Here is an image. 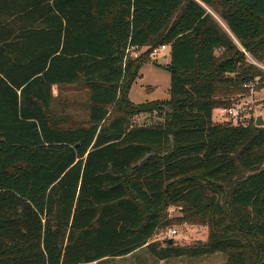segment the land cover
<instances>
[{
  "label": "trees",
  "instance_id": "trees-1",
  "mask_svg": "<svg viewBox=\"0 0 264 264\" xmlns=\"http://www.w3.org/2000/svg\"><path fill=\"white\" fill-rule=\"evenodd\" d=\"M161 46L170 99L136 107L131 86ZM243 50L264 62V0H0V264L143 248L264 264V127L213 120L263 75ZM81 82L89 120L66 127L53 88ZM143 113L162 121L130 126ZM171 206L208 224L206 245L150 243Z\"/></svg>",
  "mask_w": 264,
  "mask_h": 264
},
{
  "label": "rangeland",
  "instance_id": "rangeland-1",
  "mask_svg": "<svg viewBox=\"0 0 264 264\" xmlns=\"http://www.w3.org/2000/svg\"><path fill=\"white\" fill-rule=\"evenodd\" d=\"M219 10V6L217 7ZM214 11H212L213 13ZM170 56L167 52H160L152 57V60L143 65L139 71V77L132 84L129 92V100L134 106H145L146 104L165 103L170 99V82L171 73L168 71ZM55 96L52 116L62 119L66 127L84 126L89 120L90 92L84 83H78L73 86H55L53 88ZM235 98L237 96H234ZM264 99L259 92L255 96L257 101L255 109L245 120L244 125L250 122V118L254 115H262L264 118ZM214 121L217 123H230L229 119L220 114L219 109L214 111ZM162 121L155 113H143L134 116L130 122V126L158 124ZM168 225L159 229L150 243H155L159 247L166 246V240L174 241L176 247H196L206 245L209 236L208 224L198 218L188 216L183 207L176 206V210L169 212L167 210ZM170 229H176L178 235L169 239ZM91 264H237L229 261L227 255L217 253L211 256L199 258H176L169 260H159L153 257L146 248L140 249L131 255L123 258H109L100 262Z\"/></svg>",
  "mask_w": 264,
  "mask_h": 264
},
{
  "label": "built area",
  "instance_id": "built-area-1",
  "mask_svg": "<svg viewBox=\"0 0 264 264\" xmlns=\"http://www.w3.org/2000/svg\"><path fill=\"white\" fill-rule=\"evenodd\" d=\"M239 45V43L237 42ZM146 49L139 50L135 47L129 48L127 50V53L130 54L133 58H137L142 52H144ZM170 47L169 46H161L160 48L154 49L152 52V57L156 56L160 52H169ZM243 52L248 58V61L253 64L255 67H257L261 72L262 76H257L253 80L246 82L243 84V88L248 90V95L246 97L241 98L237 103L224 107L219 109L220 114L226 116L230 123L234 126L244 125L243 121L245 118H247L253 110L255 109V96L259 92H264V62H260L252 58L248 53H246L244 50ZM257 114L250 118V121L252 119H255L256 121ZM176 210V206H171L169 208V212H173ZM178 235V231L176 229H170L168 238L172 239L175 238Z\"/></svg>",
  "mask_w": 264,
  "mask_h": 264
},
{
  "label": "water",
  "instance_id": "water-1",
  "mask_svg": "<svg viewBox=\"0 0 264 264\" xmlns=\"http://www.w3.org/2000/svg\"><path fill=\"white\" fill-rule=\"evenodd\" d=\"M255 125H256V127H258V128L264 127V118H263L262 115H258V116L256 117ZM169 243L172 244L173 241L170 240Z\"/></svg>",
  "mask_w": 264,
  "mask_h": 264
},
{
  "label": "crops",
  "instance_id": "crops-1",
  "mask_svg": "<svg viewBox=\"0 0 264 264\" xmlns=\"http://www.w3.org/2000/svg\"><path fill=\"white\" fill-rule=\"evenodd\" d=\"M167 52V54H168V56H169V52L168 51H166ZM169 62H170V60H169ZM137 80V79H136ZM261 96L264 98V92H261ZM129 98H130V96H129ZM131 100V99H130ZM261 100H264V99H261ZM132 101V100H131ZM133 102V101H132ZM213 120H214V117H213ZM214 122H216V121H214Z\"/></svg>",
  "mask_w": 264,
  "mask_h": 264
}]
</instances>
